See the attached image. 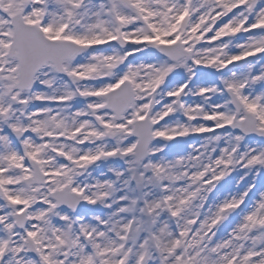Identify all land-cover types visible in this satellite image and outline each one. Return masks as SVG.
I'll return each instance as SVG.
<instances>
[{
	"label": "snow or ice",
	"instance_id": "6c2138e0",
	"mask_svg": "<svg viewBox=\"0 0 264 264\" xmlns=\"http://www.w3.org/2000/svg\"><path fill=\"white\" fill-rule=\"evenodd\" d=\"M0 264H264V0H0Z\"/></svg>",
	"mask_w": 264,
	"mask_h": 264
}]
</instances>
